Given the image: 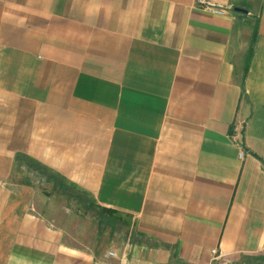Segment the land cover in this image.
Returning a JSON list of instances; mask_svg holds the SVG:
<instances>
[{
    "label": "crops",
    "instance_id": "obj_1",
    "mask_svg": "<svg viewBox=\"0 0 264 264\" xmlns=\"http://www.w3.org/2000/svg\"><path fill=\"white\" fill-rule=\"evenodd\" d=\"M197 1L0 0V162L106 229L0 168V264H264V0Z\"/></svg>",
    "mask_w": 264,
    "mask_h": 264
},
{
    "label": "rangeland",
    "instance_id": "obj_2",
    "mask_svg": "<svg viewBox=\"0 0 264 264\" xmlns=\"http://www.w3.org/2000/svg\"><path fill=\"white\" fill-rule=\"evenodd\" d=\"M0 166L2 174L6 175L8 179L12 177V184L19 187L32 186L35 191L40 193V198L35 196L34 211L37 208L42 213H46L53 221L65 227L68 232L81 227L86 232H84L86 236L95 233L93 232L95 231L94 227L101 233L105 232L106 229L103 230L105 224L100 223L101 214H97V217L94 214L89 216L88 205H86L88 203L83 200L76 201V190L73 188L68 186V189H65L66 187L60 188L50 182L46 183L37 172L19 163L2 160ZM95 222H97V226H95Z\"/></svg>",
    "mask_w": 264,
    "mask_h": 264
},
{
    "label": "built area",
    "instance_id": "obj_3",
    "mask_svg": "<svg viewBox=\"0 0 264 264\" xmlns=\"http://www.w3.org/2000/svg\"><path fill=\"white\" fill-rule=\"evenodd\" d=\"M197 5L199 6V8L205 12H208V13H211V14H214V15H218V16H222V15H225L226 14V9L218 4V3H215L213 1H207V0H198L197 1ZM238 156L240 158L243 157V150L240 149L239 153H238ZM215 253V251H213ZM113 252H108V255L109 256H113Z\"/></svg>",
    "mask_w": 264,
    "mask_h": 264
},
{
    "label": "water",
    "instance_id": "obj_4",
    "mask_svg": "<svg viewBox=\"0 0 264 264\" xmlns=\"http://www.w3.org/2000/svg\"><path fill=\"white\" fill-rule=\"evenodd\" d=\"M235 11H245V10H243L241 8H235Z\"/></svg>",
    "mask_w": 264,
    "mask_h": 264
}]
</instances>
